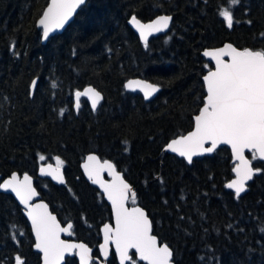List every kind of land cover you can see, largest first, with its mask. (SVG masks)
I'll return each instance as SVG.
<instances>
[{"label":"trees","instance_id":"trees-1","mask_svg":"<svg viewBox=\"0 0 264 264\" xmlns=\"http://www.w3.org/2000/svg\"><path fill=\"white\" fill-rule=\"evenodd\" d=\"M47 3L0 0V181L13 172L33 176L61 224H72L70 238L86 243L98 264L100 227L111 222V210L80 171L95 153L133 187L128 204L146 210L174 264H264V162L247 154L261 171L237 198L226 188L234 167L228 147L191 164L164 152L191 130L204 103L202 77L212 64L201 52L225 42L264 50V0H86L66 29L42 44L36 22ZM225 7L232 28L219 15ZM160 14L172 17L170 27L145 46L127 21ZM135 77L158 85L156 96L145 101L126 91L124 82ZM89 85L101 102L93 111L81 98L75 112L74 93ZM57 157L64 185L36 176ZM33 245L22 208L0 192V264H16L17 256L40 264ZM64 264L78 263L71 257ZM106 264H118L112 251Z\"/></svg>","mask_w":264,"mask_h":264},{"label":"snow or ice","instance_id":"snow-or-ice-1","mask_svg":"<svg viewBox=\"0 0 264 264\" xmlns=\"http://www.w3.org/2000/svg\"><path fill=\"white\" fill-rule=\"evenodd\" d=\"M85 2L86 0H51L39 20L44 38L47 39L55 29L63 28ZM238 3L239 0H229L230 5ZM219 15L228 28L233 27L234 17L230 8H222ZM171 19L170 16H160L150 23H142L133 15L130 23L139 30L140 37L147 46L148 36L168 28ZM248 23L251 24V21ZM203 55L215 62V69L209 70L203 77L206 98L199 114L195 116V128L188 135L173 139L167 149L178 153L191 164L194 156L212 153L219 145H230L233 157L238 163L233 168L236 179L226 186L234 189L236 197L239 198L246 190V182L261 171L251 167V161L245 157V150L252 153L253 160H264V50H238L232 44H226L219 49L206 50ZM32 87H36L35 80ZM126 87L133 91L139 88L144 92L145 99L158 90L154 85L139 80L129 81ZM75 96L77 108L81 96L91 99L93 109L102 99L101 94L92 87L77 91ZM206 144L210 146L206 147ZM40 159L44 160L45 157L41 156ZM87 159L88 162L84 164L85 172L93 183H99L103 188L112 203L115 215L114 228L104 225V243L101 245L104 256L107 257L108 245L111 243L115 245L120 264H126L127 261L135 264L130 255L132 249L139 260L147 261V264H170L172 252L167 244H158L157 237L152 235V224L145 212L139 207L125 206L130 196L135 201V193L115 171L113 164L108 161L101 164L92 155ZM56 160L55 169L48 165L51 171L41 168V173L52 175L63 183L60 172L63 161L59 157ZM105 170L113 177L111 183L101 179V173ZM0 189H10L26 207L31 197L36 195L31 178L27 175L20 180L13 174L9 180L0 184ZM27 214L35 232V247L43 254V264H62L65 254L74 249L79 250L81 264H89L90 249L84 244L68 243L60 238L61 233L71 234V224L66 228L61 227L56 217L48 213L44 204L29 207ZM15 262L23 264L20 256L15 258Z\"/></svg>","mask_w":264,"mask_h":264},{"label":"water","instance_id":"water-1","mask_svg":"<svg viewBox=\"0 0 264 264\" xmlns=\"http://www.w3.org/2000/svg\"><path fill=\"white\" fill-rule=\"evenodd\" d=\"M50 2H51V0H48L47 5H46L45 8L43 9L41 15L39 16V18L37 19V22H36V26H37V28L41 31V43H42V44H46V43L48 42V40L50 39V37H52V36H54V35H56V34H61V33H62V32H63V31H64V30L70 25V23L73 21V19H74L76 13H77L78 10H79V8L76 10V12L72 15V17H71V18L69 19V21L64 25L63 28L55 29L54 31L50 32L49 37H48L47 39H45L44 36H43V27L39 24V20L42 18L43 12L46 11V9H47L48 5L50 4ZM160 16H170V15L160 14V15H157V16H155L154 18H152V19H150V20H147V21H142V20H140V19H139V20H140L142 23H150L151 21L157 19V18L160 17ZM131 17H132V16H130L129 19H128V21H127L128 26H129V27L133 30V32L137 35L139 41H140L142 44H145V42H144V41L141 39V37H140L139 30H138V29H137L132 23H130ZM170 17H171V16H170ZM171 18H172V17H171ZM171 20H172V19H171ZM170 23H171V21L169 22L168 28L164 29L163 31H161V32H153L151 35H149V36H148V39H147V42H148L149 39L152 38V37H156V36H158V35H160V34H164V33H166V32L168 31L169 27H170ZM226 44H231V43H229V42H225V43H223V44L220 45V46L205 48V49L201 52L202 56H203L205 59H207V60H209V61L211 62V64H212V68H211L210 70H214V69H215V62H214L213 60H211V58L204 56V55H203L204 51H206V50L219 49V48L224 47V45H226ZM232 45H233V44H232ZM233 47H235V46L233 45ZM236 48H237V47H236ZM237 49H238V50H243V49H240V48H237ZM225 59H227V57H226ZM208 71H209V70H208ZM208 71L204 74V76L207 75ZM204 76H203V77H204ZM203 77H202V81H203V85H204V88H205V97H204V100H205V98H206V85H205V83H204ZM34 80H35L36 83H37V79H34ZM34 80H33V81H34ZM132 80H139V81L146 82V83H148V84H152V85H154L158 90H157L156 92H154L150 97H148L147 99H145V97H144V92L141 91L139 88H137L135 91H133V90H131V89H129V88L126 87V85L128 84V82H129V81H132ZM33 81H32V82H33ZM88 87H92V88H94L96 91H98L95 87H93V86H91V85L86 86L85 88H83L82 90H79V91H83L84 89H86V88H88ZM124 89H125L126 91H128V92H132V93H134V92H138V93H140V95L142 96V98H143L145 101H149V100H151L152 98H154V97L156 96V94H157L158 91L160 90V87H159L158 85L154 84V83H151V82H149V81L143 79V78L135 77V78H130V79H128V80H126V81L124 82ZM34 90H35V88H33V87H32V84H31V91L33 92ZM76 92H77V91H76ZM76 92H75V93H76ZM98 92H99V91H98ZM75 93H74V96H73V100H74V110H75V112H77V111H78V108L76 107V96H75ZM99 93L101 94V92H99ZM101 97L103 98L102 94H101ZM81 98H84V99L87 100V102H88L90 108H91L93 111L97 109L99 103H100L101 100H102V99H101V100L99 101L97 107H96L95 109H93V108H92V102H91V99H89V97L81 96L80 99H81ZM202 107H203V105H202L200 108H202ZM199 110H200V109H199ZM198 114H199V111H198V113H197L196 115H198ZM196 115H195V116H196ZM195 116H194V118H193V126H192L191 130H189V131L186 132L185 134H183V135H179V136H177V137H175V138H173V139H178V138L181 137V136H186V135H188L190 132H192V131L194 130V128H195ZM173 139L169 140V141L167 142V144L164 146V152H165L166 154H171V155H175V156H177V157H179V158H182V159L185 160V162H186L187 164H189L188 161L186 160V158L181 157V156H179L178 153H173V152H171L170 150L167 149V145H168ZM205 146L208 147V146H210V144H206ZM221 146H226V147H228V149H229V151H230V154H231V157H232V163H234V167H235V165H236V163H238V161H236V160L234 159V157H233L232 150H231V146H230V145H219L217 148H219V147H221ZM213 152H214V151H213ZM213 152H212V153H213ZM212 153H204L203 155L194 156L193 159H195V158H197V157H202V156H209V155H211ZM247 154H252V153L249 152L248 150H245V157L251 161V159L247 156ZM90 155H92V156H96L97 159L99 160V162H100L101 164H102L104 161H108V162H110L111 164H113V166H114V168H115V171H116V172H117V173L123 178L124 182L127 183V184L129 185L131 191L134 192V193H135V191L133 190V187H132V186H131V185L125 180V178L123 177L122 173L119 172V171L116 169V167H115V165H114V163H113L112 161H110V160H108V159H104V160H102L97 154H95V153H89V154H87V155L84 157L83 161L80 163V171H81L83 177L85 178V180H86L87 182H89L92 186H94V187H95V188L101 193L103 199H104L105 202L109 205L110 210H111V222H110V223H109V222H106V223H104L103 225H101V227H100L101 242H100V244H99V246H98V252H99V258H100V259L95 258V260L98 262V264H106V261L108 260V258H109V256H110V253H111V251H112L113 254H114V256H115V258H116L117 263L120 264L119 255H118V253H116L115 245H114V244H111V243H110V244L108 245V255H107V257L104 256L103 250L101 249V245H103V243H104V231H103V229H104V225H105V224H108V225H111V226L114 228V227H115V215H114V211H113V208H112V203H111V201L108 200L107 195L104 193L103 188L100 186L99 183H93L92 179H90L89 176H88V174L85 172L84 164L88 162V159H87V158H88ZM257 160H259V161H261V162H264V160H261V159H259V158H257ZM48 165H52V169H55V168L57 167L56 164L51 163V162L43 163V164H41V165L39 166V168H38V170H37V173H36V176H37L38 178H40V179H44V178L49 179V180H50L53 184H55V185H64V183H65V176H64V171H63V168H62V167H60V172H61L62 177H63V183H61L59 179H54L52 175H45V174H42V173H41V168H45L46 170L51 171V169H48ZM234 167H233V168H234ZM251 167H252L253 169H256V168L253 166L252 161H251ZM13 174H15L20 180H23V178H24L25 175H27V176H29V177L31 178L32 188L35 190L36 195L33 196V197H31V199L28 201V207H26L24 204H22V203L20 202V199L16 196V194H15L14 192H12L10 189H9V190L0 189V192H1V193H5V194L10 195V196L16 201V203L22 208L23 215H24V217L26 218V220H27V222H28V225H29V227H30V230H31V233H32V236H33V239H34L33 249H34V251H36V252L39 254V256H40V264H43V254H42L38 249H36V247H35L36 237H35V232H34L33 227H32V221H31L30 217H29L28 214H27V212H28V208H29V207H32V206H34V205H36V204H44V205L47 206V211H48V213H50L52 216H55V217H56V215L50 210L49 205L45 202V200H43V199L41 198V195L39 194L37 188L35 187L33 176H31L30 174H28V173H22V174H19L18 172H13V173H11L10 175H8V176H6L5 178H3V179L0 181V184H3L4 181L9 180V179L12 177ZM255 174H256V173H255ZM255 174H254V175H255ZM254 175H253V176H254ZM101 179H102L103 181H105L106 183H111L112 180H113V177H112L111 175H109V173H108L107 170H105V171H103V172L101 173ZM234 179H236V174L233 172V177H232V178L226 183V185H227L228 183H230V182H231L232 180H234ZM252 179H253V178H252ZM252 179H251V180H252ZM251 180H249V181L246 182L245 188H247V185H248V183H249ZM226 188L229 189L227 186H226ZM229 190H231V191L234 192V194H235V190H234V189H229ZM244 192H245V191H244ZM244 192H243V193H244ZM243 193H241V194H243ZM241 194H240V195H241ZM135 197H136V195H135ZM130 198H131V196L129 197V199H130ZM125 206L128 207V208L139 207V208H141V209L145 212V214L147 215L146 210H145L143 207H141L139 204H133V205H130V204H128V201H127ZM147 217L149 218L148 215H147ZM149 220H150V218H149ZM56 221H57V223L60 224L61 227H65V228L67 227L68 224H71L70 222H68V223H66V224L63 225V224H61V222L57 219V217H56ZM150 222H151V220H150ZM71 225H72V224H71ZM70 232H71V230H70ZM152 235H154V234H153V231H152ZM70 236H71V234H68V233H61V234H60V238H61L62 240H65V241L68 242V243L84 244L88 249H90L91 251L89 252L88 255H89V258H90V259H89V264H91L92 260L94 259L93 255H92V249H91L86 243H84V242H82V241L74 240V239L70 238ZM154 236H156V235H154ZM156 237H157V236H156ZM157 241H158V244H166V243H163V242H159L158 237H157ZM170 250H171V249H170ZM171 252H172V250H171ZM131 254H134V256H135V258H136L137 261H139V262H141V263H143V264H147V261L139 260L138 255L135 254V250H134V249L130 250V255H131ZM71 257H74V258L76 259L77 263H78V264H81V261H80V254H79V250H78V249H74V250H72L71 252L66 253V254H65V259H64V261H62V264L65 263V260H66L67 258H71ZM128 262H129V261H127L126 264H127ZM170 264H174L173 261H172V258H171Z\"/></svg>","mask_w":264,"mask_h":264},{"label":"rangeland","instance_id":"rangeland-1","mask_svg":"<svg viewBox=\"0 0 264 264\" xmlns=\"http://www.w3.org/2000/svg\"><path fill=\"white\" fill-rule=\"evenodd\" d=\"M57 163V162H56ZM57 165V164H56Z\"/></svg>","mask_w":264,"mask_h":264}]
</instances>
